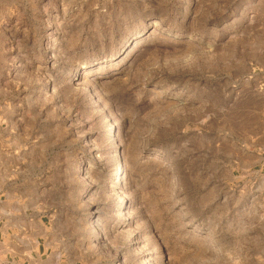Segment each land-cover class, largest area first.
I'll use <instances>...</instances> for the list:
<instances>
[{"label":"rangeland","instance_id":"374dc122","mask_svg":"<svg viewBox=\"0 0 264 264\" xmlns=\"http://www.w3.org/2000/svg\"><path fill=\"white\" fill-rule=\"evenodd\" d=\"M11 197L51 264H264V0H0Z\"/></svg>","mask_w":264,"mask_h":264},{"label":"crops","instance_id":"0c3cea01","mask_svg":"<svg viewBox=\"0 0 264 264\" xmlns=\"http://www.w3.org/2000/svg\"><path fill=\"white\" fill-rule=\"evenodd\" d=\"M8 125L0 115V264H51L43 259L44 216L41 194L32 199L11 197Z\"/></svg>","mask_w":264,"mask_h":264}]
</instances>
